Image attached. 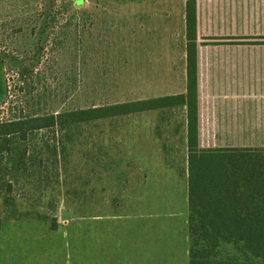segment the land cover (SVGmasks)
Masks as SVG:
<instances>
[{
    "label": "rangeland",
    "instance_id": "374dc122",
    "mask_svg": "<svg viewBox=\"0 0 264 264\" xmlns=\"http://www.w3.org/2000/svg\"><path fill=\"white\" fill-rule=\"evenodd\" d=\"M184 2L0 0V122L180 92V70L152 53L184 51ZM203 3L239 27L203 36L202 50L264 53V0ZM247 74L262 80L226 89L240 110L220 109L226 137L203 148H264V71ZM184 115L97 120L62 144L43 129L12 137L8 154L0 141V264H188Z\"/></svg>",
    "mask_w": 264,
    "mask_h": 264
},
{
    "label": "trees",
    "instance_id": "16d2710c",
    "mask_svg": "<svg viewBox=\"0 0 264 264\" xmlns=\"http://www.w3.org/2000/svg\"><path fill=\"white\" fill-rule=\"evenodd\" d=\"M185 92L146 100L92 106L0 122V141L62 133L93 121L150 110L184 108L187 146L188 264H264V148L199 147L196 65V0H185ZM233 246L242 254L221 255ZM234 254V253H233Z\"/></svg>",
    "mask_w": 264,
    "mask_h": 264
},
{
    "label": "crops",
    "instance_id": "0c3cea01",
    "mask_svg": "<svg viewBox=\"0 0 264 264\" xmlns=\"http://www.w3.org/2000/svg\"><path fill=\"white\" fill-rule=\"evenodd\" d=\"M212 9L213 7L203 3V0H201L200 3L196 0V65L199 147H202L200 145V140L206 137V134L208 135L207 138L215 140L221 137H226L223 136L225 130H223L224 125L222 117L231 115V111L227 113L226 111H221L220 109L224 110L225 108L229 109L236 107L240 110V95H236V99L233 100L225 99L227 97H231L230 94L226 95V89L229 86H233L235 87L233 91L236 90L239 92L243 86L256 84L259 80H262V78L257 74H255V77H252V74L248 75L247 72L252 70L255 71V73L264 71V53L202 50L203 47L199 44V41L203 36L218 37L225 34H231L234 36V34H237L236 30L239 27L238 25L220 23V21H218L220 19L219 15L213 14L214 9ZM182 18V44L184 51L181 54L173 53L171 51L170 53L167 52L165 54H161L160 52L152 53L153 59H170L169 68L173 69L172 73L178 74L180 70V75L183 76L182 88L180 92L168 95L182 94L185 92L186 55L184 9ZM178 61L180 62L179 67H177ZM182 109L184 110V108ZM236 118L239 119L238 116H236ZM237 122L240 124V121ZM182 129L184 130L186 139L187 128L185 115L182 123ZM239 131L240 130L238 129V132ZM220 133L222 135L221 137L218 135ZM213 147L221 146L218 145Z\"/></svg>",
    "mask_w": 264,
    "mask_h": 264
}]
</instances>
